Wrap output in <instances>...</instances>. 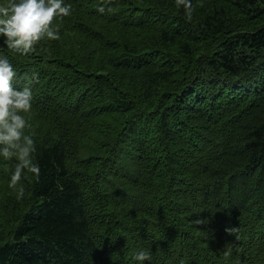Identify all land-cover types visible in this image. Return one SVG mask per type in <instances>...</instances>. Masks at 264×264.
Listing matches in <instances>:
<instances>
[{
	"label": "trees",
	"instance_id": "1",
	"mask_svg": "<svg viewBox=\"0 0 264 264\" xmlns=\"http://www.w3.org/2000/svg\"><path fill=\"white\" fill-rule=\"evenodd\" d=\"M64 2L58 38L21 54L0 37L38 125L23 129L38 171L0 188V264L211 257L228 228L245 233L243 264H264V0H192L190 18L176 0ZM16 162L0 155L1 182Z\"/></svg>",
	"mask_w": 264,
	"mask_h": 264
},
{
	"label": "clouds",
	"instance_id": "2",
	"mask_svg": "<svg viewBox=\"0 0 264 264\" xmlns=\"http://www.w3.org/2000/svg\"><path fill=\"white\" fill-rule=\"evenodd\" d=\"M183 6L186 18L192 14V0H176ZM70 4L64 0H0V37L2 44L17 53L27 54L43 37L56 39L59 32L52 25L53 17L69 15ZM103 12V5H98ZM16 71L5 55H0V155L5 159L16 157L15 168L9 183L15 185L21 174L38 171L31 159L33 141L23 133L26 120L21 114L32 107V90L28 86L14 87L12 79ZM225 255L228 252L225 251ZM149 252L139 249L132 254L138 264H144ZM183 264V262H181Z\"/></svg>",
	"mask_w": 264,
	"mask_h": 264
},
{
	"label": "rangeland",
	"instance_id": "3",
	"mask_svg": "<svg viewBox=\"0 0 264 264\" xmlns=\"http://www.w3.org/2000/svg\"><path fill=\"white\" fill-rule=\"evenodd\" d=\"M150 29H148V30H143L142 32L143 33H148V31H149ZM128 33V31H126V30H123V33ZM122 33V34H123ZM192 44V43H191ZM195 48V47H194ZM197 49H200V48H197ZM17 84H23V82H19V83H17ZM132 89H136V88H132ZM32 112V107H31V109L28 111V112H22L21 114L24 116V118H25V120H26V125H25V129L26 128H37L38 127V125H37V123L34 121L35 119H34V117H32L31 116V113ZM68 114H65L64 115V117H65V121L63 122V124L62 125H68V116H67ZM61 125V126H62ZM74 148L75 149H79V146L78 145H76V146H74ZM96 150V148H95V145L93 144V143H91V142H88L87 144H86V146H85V148H84V151H83V154H87V153H92V152H94ZM73 158H74V156H73ZM4 173H6L7 172V169L5 168L4 169V171H3ZM9 181L10 180H8V182L6 183V182H1L0 181V188H2V189H7V190H11V189H16L17 191H20L19 190V187H18V185H17V182H16V184L15 185H11L10 183H9ZM11 188V189H10ZM137 242V245H139V246H142L143 245V243L141 242V241H136ZM149 258V257H148ZM149 260H152V259H150L149 258Z\"/></svg>",
	"mask_w": 264,
	"mask_h": 264
}]
</instances>
